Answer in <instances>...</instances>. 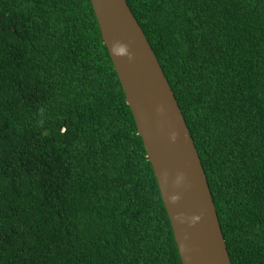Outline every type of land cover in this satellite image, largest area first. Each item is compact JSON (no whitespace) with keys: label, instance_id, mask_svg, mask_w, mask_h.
<instances>
[{"label":"trees","instance_id":"obj_1","mask_svg":"<svg viewBox=\"0 0 264 264\" xmlns=\"http://www.w3.org/2000/svg\"><path fill=\"white\" fill-rule=\"evenodd\" d=\"M126 1L232 264H264V0ZM0 264H183L91 0H0Z\"/></svg>","mask_w":264,"mask_h":264},{"label":"water","instance_id":"obj_2","mask_svg":"<svg viewBox=\"0 0 264 264\" xmlns=\"http://www.w3.org/2000/svg\"><path fill=\"white\" fill-rule=\"evenodd\" d=\"M157 178L183 264H232L199 153L126 0H91Z\"/></svg>","mask_w":264,"mask_h":264}]
</instances>
